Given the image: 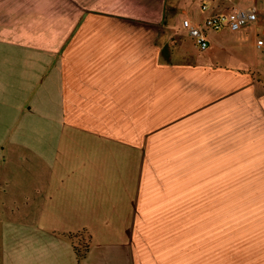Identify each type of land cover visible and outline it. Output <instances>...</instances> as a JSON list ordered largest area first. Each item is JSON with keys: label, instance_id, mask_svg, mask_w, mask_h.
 Masks as SVG:
<instances>
[{"label": "crops", "instance_id": "0c3cea01", "mask_svg": "<svg viewBox=\"0 0 264 264\" xmlns=\"http://www.w3.org/2000/svg\"><path fill=\"white\" fill-rule=\"evenodd\" d=\"M223 2L200 51L167 0H0V264H133L148 166L264 156V0Z\"/></svg>", "mask_w": 264, "mask_h": 264}, {"label": "rangeland", "instance_id": "374dc122", "mask_svg": "<svg viewBox=\"0 0 264 264\" xmlns=\"http://www.w3.org/2000/svg\"><path fill=\"white\" fill-rule=\"evenodd\" d=\"M193 4L199 9L198 0H167V10L181 23ZM240 151L219 156V163L216 156L204 164L200 156H163L159 166L147 167L132 229L133 264H264L263 150ZM76 249L81 258L86 240Z\"/></svg>", "mask_w": 264, "mask_h": 264}, {"label": "built area", "instance_id": "2783aa9c", "mask_svg": "<svg viewBox=\"0 0 264 264\" xmlns=\"http://www.w3.org/2000/svg\"><path fill=\"white\" fill-rule=\"evenodd\" d=\"M199 9L203 14L201 21L193 22L183 18L181 27L188 33L194 46L204 51L208 48V34L213 31L228 29L239 31L256 21L257 12L254 8H235L228 12L216 11L219 7L218 0H198ZM231 1V0H226ZM262 45L260 41L258 47Z\"/></svg>", "mask_w": 264, "mask_h": 264}]
</instances>
